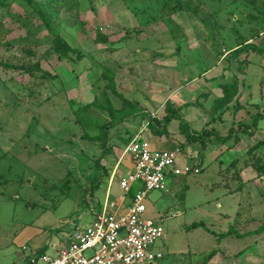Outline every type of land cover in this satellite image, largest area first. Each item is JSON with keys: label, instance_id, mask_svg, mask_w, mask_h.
Wrapping results in <instances>:
<instances>
[{"label": "rangeland", "instance_id": "obj_1", "mask_svg": "<svg viewBox=\"0 0 264 264\" xmlns=\"http://www.w3.org/2000/svg\"><path fill=\"white\" fill-rule=\"evenodd\" d=\"M0 2V264H19L18 256L25 259L37 250L52 255V246L63 244L74 225H87L93 211L101 210L126 141L147 123V116L163 117L165 103L174 110L176 101L181 103L179 113H190L199 104L214 120L212 95L199 82L215 80L206 75L208 69L236 44L250 42L264 30V20L246 26L257 19L253 14L264 13V0ZM57 37L72 47L67 57L54 51ZM262 44L260 39L255 45ZM240 54L226 55V84L246 83L257 104L246 107L237 100L233 128L264 116L257 111L264 112L257 95L264 71L247 60L264 54ZM247 68L244 82L237 77ZM177 124L168 130H178ZM229 127L213 139L206 137L202 164L194 153L185 157L168 135L146 131L152 148L178 150L186 162L180 165L202 168L194 176L169 178L167 190L150 192L143 203L145 216L165 231L158 245L164 257L155 264H264V233H254L263 224L264 202L260 196L250 201L244 192L225 194L223 182L229 176L219 175L241 152L209 145ZM251 127L240 133L249 135ZM129 162L126 156L119 173L127 171ZM259 193L264 195V189ZM121 194L115 183L112 196ZM195 223L214 234L193 227ZM230 227L248 235L216 236ZM215 250L217 255L208 260Z\"/></svg>", "mask_w": 264, "mask_h": 264}, {"label": "built area", "instance_id": "obj_2", "mask_svg": "<svg viewBox=\"0 0 264 264\" xmlns=\"http://www.w3.org/2000/svg\"><path fill=\"white\" fill-rule=\"evenodd\" d=\"M148 128L149 120L130 138L118 160L119 164L127 156L132 165L119 182L124 197L135 185L140 187L130 203L111 201L108 194L87 225H74L63 244L52 246V255L37 250L22 264H155L164 257L158 249L164 228L145 216L143 203L150 192L165 191L169 178L196 175L200 168L180 165L178 150L152 148L145 137Z\"/></svg>", "mask_w": 264, "mask_h": 264}, {"label": "crops", "instance_id": "obj_3", "mask_svg": "<svg viewBox=\"0 0 264 264\" xmlns=\"http://www.w3.org/2000/svg\"><path fill=\"white\" fill-rule=\"evenodd\" d=\"M253 15H255L257 17V19H250V21L247 22L248 24L246 26L249 27V25H250L251 27H254V25H256V22L257 23L263 22L264 13H255ZM250 28H249V30H250ZM263 29H264V26H263ZM260 39L264 40V30L263 31L259 30V35L255 36V37L252 36V38H250V40H251L250 42H248V41H244L242 43L240 42V43L236 44L230 50H231V52H233L236 49L242 47L243 45L256 44V42H259ZM262 47H264L263 44H262ZM231 52L227 53L226 55H229V54L233 55V53H231ZM226 55L220 57L221 59L223 58V60L217 64L218 66H214V68L212 70L208 69V71L206 73V75L208 76L209 79L213 78L215 80H213L209 83L208 82H199L200 85L205 90H207V93L212 95V97L209 100L211 103L213 102L211 111L213 112L212 114H214V117L215 116H217V117H215V119L213 120L211 115L208 114L209 117L211 118L208 121H211V122L213 121L212 122L213 124L212 123L208 124L207 120L204 122H201V119L207 117L208 115H206V113H208L210 111L209 110L205 111L203 109V106L202 107L198 106L199 104L194 105V108L191 109L190 113H185L183 110H181L179 113V110L177 108L182 106V104L179 103L178 101H176L178 103L177 106H179V107L175 106L176 107L175 110L188 123V125L191 127V130H193L194 132H197V133H201L202 131L207 130V131H209V133L211 135L210 136L211 139L215 138L218 135L219 131L222 130V128L229 127V124H231L228 131L226 130V131H223L222 133L219 134V138H221L219 141L212 142L209 144V145L213 144L216 147H219L221 150L226 149L227 151L233 152V151L239 149V151L241 152L239 155L240 157H238L235 161H233L229 165H227V167L219 170V175L223 176V179H226L225 177L227 175L229 176V179L226 182H223V185H225V187H226L225 194L228 193V195H235L239 192H241V193L244 192L246 194V197L248 200L250 199V197H252V198L256 197V198L260 199L259 198V196H260L261 200L264 202V195L259 193V190L262 191L264 189V171L257 172L253 168V162H254L255 158L259 159L261 161V164L264 165V116H263V118L258 119V121L256 123L250 124V126H252V127H251V131H250L249 135H246L244 133H240V130L246 129V128L248 129L249 126H245V127H241V128L240 127L233 128V126L235 124H232L234 122L233 110H232L234 108H232V107H234L233 104H235L237 102V100L239 101L240 105H244V106L246 105V107H248V104H257V103H254V102H256V101H253L254 99H251L252 94L250 92H248L247 89H245L246 83H245V85H244V83H242L244 86L241 83L239 84V93L242 92L239 99H238V95H237L235 98V101L233 103H231L228 108L218 110V111L213 110L215 101L218 98L223 96L222 86L225 85L226 83H230V81H228V76H229L228 74H230L229 73L230 68H228L229 62L226 61L227 60ZM225 58H226V60H225ZM247 60H249L248 63H254V64L258 65V67L261 70L264 71V57L262 58V55H260V57H259V55L252 54V55H249ZM238 62H241V61H238ZM246 70L248 71V68L243 69V71H245L244 73L241 74V75H244L243 77L238 76L237 78L244 80L246 77L245 75L247 74ZM218 72H220V73H218ZM218 74H221V75H218ZM235 74H237V73H235ZM244 82H245V80H244ZM261 86L262 87H261L260 91H258L257 95L259 96V98H261L260 101L264 102V84L261 83ZM177 93L179 94V92H177ZM262 109H264V108L262 107ZM224 110H225V113H223ZM257 111L261 112L264 115V112H262L261 110L260 111L257 110ZM251 114H256V113L252 112ZM221 116H222V118H221ZM174 121H178V120H174ZM194 121L195 122L198 121V124H199V125L197 124L196 129L192 126ZM224 121H227V122H224ZM219 123H221V124H219ZM177 128H178V130H176L174 132H170L168 130L170 133L169 137L172 140L177 141L180 145H182L185 143L186 140L183 136L178 135V133H180L179 132V122L177 124ZM234 131H236V133H234L235 136L231 134V135H227L230 137H227L225 135L226 133L224 134V132L233 133ZM172 135H174V136H172ZM224 139H226V140H224ZM236 142H237V144H236ZM218 143H223V145L218 144ZM229 144H232L231 146H233V147L227 149L226 146ZM205 149H206V146L204 148H201V145L199 146L197 143H188V144H185V149H181V151L185 150V152L183 153L185 157L187 156L188 153L189 154H191V153L196 154L193 157L197 158L196 162H198L199 164L200 163L202 164V161H203L202 157H203V153H204ZM123 160L119 164L117 161L116 165L114 166V170H112V172L110 173L108 185L106 187V192H105L106 195H105V198H104L103 202L101 203V205L105 202L106 196L108 194L110 195L109 199L111 198L112 192H113V187H114L115 183H117V185L119 186L120 179L123 176H125L129 171H131L132 165L129 162V165H128L129 167H128L127 171L125 173H119V170H118L119 165L123 162ZM181 160H182V156L180 155L179 161H178L179 164L186 163V162H184V160H183V162H181ZM241 160H242V165L240 166L239 164H240ZM231 164H233V167L229 170L226 169ZM236 167H238V168L236 169ZM200 169L202 170V168H200ZM191 176H194V175H191ZM116 179H118V180L116 181ZM135 186L139 187V185H135ZM253 188H255V190L251 191L250 189H253ZM167 189L168 188H166V190ZM252 193L256 194V195L251 196ZM121 195L119 196V198L118 197L115 198L112 196V198L110 200L114 201L116 203H123L125 205L129 204L133 194L130 193V195L125 196V197H124V195H123V197ZM252 198L250 199V201L252 200ZM241 200L243 201L244 198H242ZM223 216L228 217L230 215L226 214ZM228 238L231 239L233 237L231 236V237H227V238H223V239H228ZM17 260L19 261V264H22L24 262V254H21L20 256H18Z\"/></svg>", "mask_w": 264, "mask_h": 264}, {"label": "trees", "instance_id": "obj_4", "mask_svg": "<svg viewBox=\"0 0 264 264\" xmlns=\"http://www.w3.org/2000/svg\"><path fill=\"white\" fill-rule=\"evenodd\" d=\"M0 5H2L1 2H0ZM255 36H258V33H255L254 37ZM53 48H54L55 52L60 53L61 55L65 56V57H67L73 51L72 47L61 37H57L55 39V42L53 44ZM244 51L245 52H256L258 54H264V47H259V46L257 47L255 44H247V45H243L242 47L236 49L232 53H234V55H238ZM222 89H223V96L218 98L215 101V104L213 107V110H215V111L228 108L229 105L235 101V98L239 93V84H236V83L235 84H225L222 86ZM165 105H167V109H166L165 115L163 117L152 118L151 116L150 117L147 116V118L149 120L148 130L157 136H164V135L169 136L170 133L168 131V127L170 126V124L174 120H178L179 132H180V134L184 135L185 140H186L184 144L180 145L181 149H185V144H188L190 142H196L199 145H201V148H204L205 145L207 144L206 143V137L210 138V136H211L209 131L204 130L201 133L194 132L193 130H191V127L188 125V123L176 112V110L173 109L172 103L167 102V103H165ZM140 113H142V112H140ZM144 113L146 114V112H144ZM144 116H146V115H144ZM260 118H263V117L254 118L255 121L253 123H256L258 121V119H260ZM129 140L126 141V144L129 142ZM224 140H226V139H224ZM260 162L261 161L257 158H255V160L253 162V166L257 172H262V170L264 168V165H262ZM233 164H231L226 169H228V170L231 169L233 167ZM138 189H139V187L134 186L130 193L134 195ZM193 227H195V228L202 227L205 230H207L208 232H211L212 234H214L212 231H209L208 227H206V225H204L203 223H195V224H193ZM260 232L264 233V220H263V224L259 227V229L257 231H254V233H257V234ZM254 233L251 232L249 234L253 235ZM247 235L248 234H241L240 232L233 229L232 227H230L226 233L216 234V236L220 239L231 237V236H234L237 238H244ZM216 253H217L216 250L213 251L207 259L210 260Z\"/></svg>", "mask_w": 264, "mask_h": 264}]
</instances>
